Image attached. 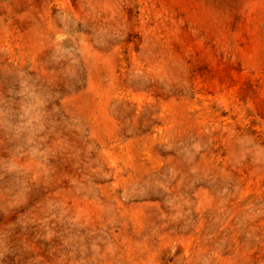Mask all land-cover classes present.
Wrapping results in <instances>:
<instances>
[{"label":"rangeland","instance_id":"rangeland-1","mask_svg":"<svg viewBox=\"0 0 264 264\" xmlns=\"http://www.w3.org/2000/svg\"><path fill=\"white\" fill-rule=\"evenodd\" d=\"M0 264H264V0H0Z\"/></svg>","mask_w":264,"mask_h":264}]
</instances>
